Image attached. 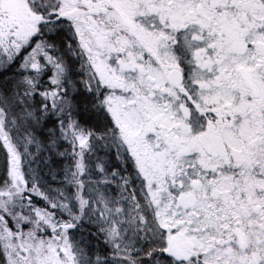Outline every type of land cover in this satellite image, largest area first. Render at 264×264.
<instances>
[{
  "label": "snow or ice",
  "instance_id": "obj_1",
  "mask_svg": "<svg viewBox=\"0 0 264 264\" xmlns=\"http://www.w3.org/2000/svg\"><path fill=\"white\" fill-rule=\"evenodd\" d=\"M0 264H264V0H0Z\"/></svg>",
  "mask_w": 264,
  "mask_h": 264
}]
</instances>
